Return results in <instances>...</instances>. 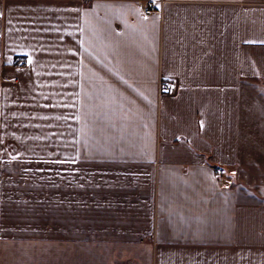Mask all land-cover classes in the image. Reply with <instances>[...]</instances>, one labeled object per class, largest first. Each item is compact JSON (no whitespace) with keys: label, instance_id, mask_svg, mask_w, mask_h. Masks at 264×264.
Instances as JSON below:
<instances>
[{"label":"crops","instance_id":"obj_1","mask_svg":"<svg viewBox=\"0 0 264 264\" xmlns=\"http://www.w3.org/2000/svg\"><path fill=\"white\" fill-rule=\"evenodd\" d=\"M0 264H264V0H0Z\"/></svg>","mask_w":264,"mask_h":264},{"label":"built area","instance_id":"obj_2","mask_svg":"<svg viewBox=\"0 0 264 264\" xmlns=\"http://www.w3.org/2000/svg\"><path fill=\"white\" fill-rule=\"evenodd\" d=\"M142 10H143V13H145V14H149V13H151V12H153V11H159V6L156 5V4H154V3H149V4H146V5L142 8ZM25 63H26V58L21 57V58H17V59L14 61L13 65H14V66H21V65H24ZM169 85H170V83H168V82H164V83L162 84V87H163V88H168ZM214 171H215V174H217V175H222V174L224 173V170H223L222 168H220V167L215 168Z\"/></svg>","mask_w":264,"mask_h":264}]
</instances>
